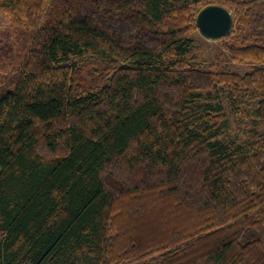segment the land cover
Listing matches in <instances>:
<instances>
[{
    "label": "trees",
    "instance_id": "16d2710c",
    "mask_svg": "<svg viewBox=\"0 0 264 264\" xmlns=\"http://www.w3.org/2000/svg\"><path fill=\"white\" fill-rule=\"evenodd\" d=\"M224 1L244 75L194 65L201 0H0V264H264V0Z\"/></svg>",
    "mask_w": 264,
    "mask_h": 264
},
{
    "label": "rangeland",
    "instance_id": "374dc122",
    "mask_svg": "<svg viewBox=\"0 0 264 264\" xmlns=\"http://www.w3.org/2000/svg\"><path fill=\"white\" fill-rule=\"evenodd\" d=\"M201 1L203 4L222 5L225 3L224 0ZM9 28V18L0 11V32ZM194 34L195 50L193 54V62L197 68L212 72L232 71L241 75L251 71L252 65L234 63L230 60L229 55L226 53L222 45L224 39L208 40L200 34L199 30ZM94 68L96 67H93L92 65H84L83 70L85 77L91 76ZM94 82L95 78H93V83ZM204 95L206 98V104L212 105V108H217L218 105H221L223 108V113L221 114L228 124L222 133L221 140L226 143H246L251 138L253 130L258 126L253 114L250 112L248 119H243L238 116L233 111L231 102L223 89L214 90L211 93H205ZM57 264H96V261L86 254L81 256L70 251L67 255L63 256Z\"/></svg>",
    "mask_w": 264,
    "mask_h": 264
},
{
    "label": "water",
    "instance_id": "95a60500",
    "mask_svg": "<svg viewBox=\"0 0 264 264\" xmlns=\"http://www.w3.org/2000/svg\"><path fill=\"white\" fill-rule=\"evenodd\" d=\"M197 28L208 40L225 39L233 29L232 13L221 5H208L197 16Z\"/></svg>",
    "mask_w": 264,
    "mask_h": 264
}]
</instances>
